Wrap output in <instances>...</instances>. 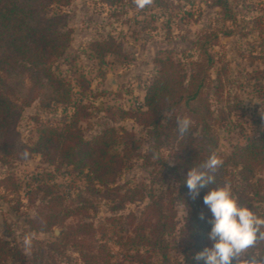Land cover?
<instances>
[{"label": "rangeland", "instance_id": "rangeland-1", "mask_svg": "<svg viewBox=\"0 0 264 264\" xmlns=\"http://www.w3.org/2000/svg\"><path fill=\"white\" fill-rule=\"evenodd\" d=\"M66 1L67 6L54 9L67 14L66 29L72 38L65 54L53 63V70L71 83L72 104L53 102L47 107L46 97L37 96L22 112L18 124L21 140L33 147L43 126H62L76 110L86 139L111 126L127 129L141 148L126 160L116 185L122 194L145 187L146 198L121 207L118 200L92 194L85 177L71 167L50 164L39 154L7 162L0 159V238L17 246L26 264H82L75 248L59 241L64 227L49 232L30 228V220L46 203V187L50 186L75 209L67 227L92 222L98 238L110 249L112 264H140L132 255L147 250L132 249L129 239L153 195L177 192L168 168L174 149L166 139L158 142L152 128L121 118L118 110L143 106L147 87L157 76V58L173 56L188 65L198 59V37L216 33L217 44L210 46L215 66L209 97L216 118L217 152L221 157L229 155L247 138L264 136V0H227L225 6L217 5V0H112V5L105 0ZM110 37L122 45L123 52L107 55L101 64L90 44ZM122 149L119 145L115 150ZM257 178L264 182V171ZM256 181L246 180L240 169H230L224 184L240 203L244 201L241 194L253 195L259 189ZM252 203L264 217V204ZM79 207L81 211L76 209ZM175 207L177 231L167 238L168 255L154 254L152 264H190V255L178 246L186 210L179 200ZM249 252L256 254L254 247ZM6 264L19 263L8 260Z\"/></svg>", "mask_w": 264, "mask_h": 264}, {"label": "trees", "instance_id": "trees-1", "mask_svg": "<svg viewBox=\"0 0 264 264\" xmlns=\"http://www.w3.org/2000/svg\"><path fill=\"white\" fill-rule=\"evenodd\" d=\"M105 2L114 4L112 0ZM67 4L66 0H0V159L7 162L13 157L22 159L39 154L50 164L71 167L85 177L92 194L118 200L124 207L126 203L146 198L145 187L127 189L122 194V189L116 185L126 160L141 148L133 132L111 126L86 139L78 110L62 126H43L33 147L22 142L18 131L24 107L30 106L37 96L46 97L47 107L53 102L64 106L72 104L74 89L71 83L53 70V63L65 54L72 38L71 31L66 29L67 14L54 7ZM216 4L225 6L227 0H217ZM217 41L216 33L205 32L199 36L195 42L198 59L188 65L173 56L157 58V76L147 87L143 106L118 110L121 118L152 128L158 142L166 139L174 149L168 168L177 183V192L163 191L159 196L153 195L143 220L129 239L132 249L144 247L147 250L132 255L140 264H152L154 254L167 257V238L177 231V200L186 210L178 232L179 249L190 255V264H202L196 261V253L211 243L207 238L210 214L202 201L207 189H202L200 196L193 200L183 181L190 166L202 163L213 152L222 160L216 173L217 185L224 184L230 169H240L249 182L257 180L255 184H260L259 189L253 195L241 194L240 199L244 201L239 204L263 217L252 202L264 204V182L257 178L264 171V136L247 138L229 155L221 157L217 152L216 118L209 97L213 82L211 70L215 66L210 46ZM90 49L101 64L107 55L123 52L122 45L113 37L91 43ZM183 117L190 118L192 124L181 136L177 120ZM119 145L123 147L121 152L115 150ZM44 198L46 203L42 210L30 220L31 229L49 232L56 226L64 227L59 241L73 246L82 264H112L110 249L98 238V229L92 222L67 227L75 209L65 204V197L54 187H46ZM76 209L82 210L81 207ZM202 214L205 219H201ZM254 249L257 255L264 256V240L258 241ZM8 260L26 264V257L17 246L0 238V264Z\"/></svg>", "mask_w": 264, "mask_h": 264}, {"label": "clouds", "instance_id": "clouds-1", "mask_svg": "<svg viewBox=\"0 0 264 264\" xmlns=\"http://www.w3.org/2000/svg\"><path fill=\"white\" fill-rule=\"evenodd\" d=\"M191 124L188 117L178 118L179 134L187 133ZM221 165L222 160L213 152L202 163L190 166L184 177L193 200L207 189L202 201L210 214L207 238L211 243L196 253L195 259L202 264H264V256L249 252L264 240V217L240 205L227 183L217 185L216 173ZM201 219H205L203 214Z\"/></svg>", "mask_w": 264, "mask_h": 264}]
</instances>
